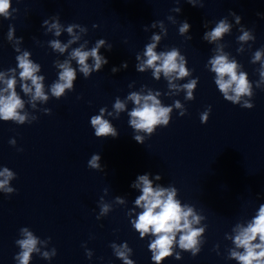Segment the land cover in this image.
<instances>
[{"label":"water","instance_id":"95a60500","mask_svg":"<svg viewBox=\"0 0 264 264\" xmlns=\"http://www.w3.org/2000/svg\"><path fill=\"white\" fill-rule=\"evenodd\" d=\"M195 2L203 6L194 7L186 0H10L9 19L0 16V71L15 68L16 55L28 51L29 59L41 66L37 75L44 76L42 83L49 99L30 102L31 93L25 95L19 89L16 70L17 92L24 102L18 111L27 118L22 125L0 121V171L7 167L14 173L5 188L16 189L14 193L0 189V264H18L14 256L22 249L16 241L25 238L21 231L25 228L37 238L40 249L31 254L29 264H123L110 245L119 247L124 242L132 249L129 258L135 264H152L149 238L140 239L129 220L140 211L134 206L139 189L130 187L137 175L159 173L161 181L149 177L153 187H176V199L182 206H194V214L201 217L192 225L199 228L264 161V77L260 75L264 70V0ZM230 11L241 17L245 28L236 23ZM56 15L63 26L60 36L41 26L43 20ZM224 17L230 24L229 32L208 44L202 39L204 32ZM185 20L191 27L180 34ZM72 23L86 27L87 34L74 28L80 39L63 54L53 52L49 42L66 44L71 36L64 29ZM94 24L97 27L93 28ZM9 25L13 28L11 40ZM248 29L254 39L241 41L239 36ZM153 35L160 37L155 42L157 54L176 47L187 60L188 76L177 79L176 73L171 74L175 87L163 73L157 80L150 68L143 73L135 70V64L146 59L144 46L154 42ZM98 39L112 45L111 51L100 50L108 64L85 79L75 60H70V66L77 70L73 90L65 89V96L57 100L50 88L61 69L53 62L70 59L69 53L84 40L88 41L84 50H88ZM257 51H261V58L254 61ZM137 53L140 61L135 60ZM217 55H226L229 62L235 60L237 75L246 74L252 95H241L236 105L225 101L214 83L215 73L208 61ZM125 61L126 69L111 72ZM88 63H92L91 58ZM197 77L192 90L195 98L186 99L188 90L183 85ZM131 92L141 96L151 92L162 107L172 109L166 127L156 126L150 137L138 133L145 136L143 144L133 139L128 125V112L135 107L127 99ZM229 95H233L231 90ZM117 98L125 104L119 116L113 107ZM245 101L254 107L242 108ZM176 102L181 106L176 107ZM208 106L211 112L202 124L201 114ZM102 107L103 118L119 133L115 139L94 135L90 118L99 115ZM44 109H50L51 114H45ZM93 154L101 156L103 171L88 167ZM116 196L124 197L125 203L117 202ZM104 204L109 211L100 215ZM180 235L176 234L177 241ZM85 249L92 253L91 259ZM180 250L174 243L173 256ZM45 252L48 259L42 255ZM173 258H165L161 264H169Z\"/></svg>","mask_w":264,"mask_h":264},{"label":"clouds","instance_id":"9594fccd","mask_svg":"<svg viewBox=\"0 0 264 264\" xmlns=\"http://www.w3.org/2000/svg\"><path fill=\"white\" fill-rule=\"evenodd\" d=\"M186 2L194 7L199 5L203 6L202 2L197 4L195 0H186ZM10 0H0V16L4 19H9ZM179 13L181 9L176 8ZM229 15L235 18L237 24L243 29L245 28L241 25V17L236 13L230 11ZM257 15H261L257 13ZM49 19L52 20L49 24ZM45 19L42 22V27L48 26V31L55 30L54 35L60 36L62 30V24L60 22L59 16L56 15L54 18ZM156 22H152L154 25ZM150 25V26H151ZM206 29L208 27L207 23L203 25ZM97 25H93V28ZM190 24L187 20L181 22L179 28L180 34H184L189 31ZM77 28L81 32L87 34V28L79 24H68L64 29L70 36L71 39L68 40L66 44H61L59 40H51L50 46L53 52L58 51L63 54L69 45L73 44L80 37L73 33V29ZM148 27H145L147 31ZM230 29V24L227 22V18H221L211 30L204 32L202 39L208 44L213 41L218 40L223 34L228 33ZM251 29L243 32V35L239 36L241 41H246L248 39H254L250 36ZM13 33V28L11 25L8 27L7 35L8 39L11 40ZM191 39V36L187 37ZM153 43H147L144 46L143 55L146 57L140 63L135 64V70L139 73H143L146 68L152 69V76L157 80L160 78V73H163L164 77L169 79V85L175 87L171 84V79L173 73H176V78L185 77L189 75V71L185 68L187 60L185 56L180 54L178 48L173 47L170 51H161L157 54L154 49L156 48L157 41L160 40L159 36H152ZM88 44L87 40H84L78 47L72 49L69 53V58L64 60L63 63L53 62L55 67L61 69L58 73V80L53 82L50 88L51 95L57 100L65 96V89L70 91L73 90V81L76 79L77 70L70 66V60H75L76 64L79 66L78 70L83 74L85 79L89 78L92 73L98 72L103 69V67L108 64L107 58L101 53V49L111 51L112 45L107 44L104 39H98L95 41L94 45L88 50L85 49V45ZM30 53L24 51L21 54L16 55V67L8 68L6 71H0V84L4 87L0 88V121L3 122H15L16 124H24L27 118V114H21L18 110L24 107V102L17 92V75L16 70L19 69L18 79L19 89L25 95L31 93V101L36 100L47 101L49 99L48 95L45 93L44 85L42 81L44 80L43 75H37L40 71V64L34 63L29 59ZM179 57V62L178 58ZM89 58H91L92 63L89 64ZM261 51H257L254 56V61L260 60ZM136 61H140V54L137 53L135 56ZM159 62V63H157ZM208 64L211 65L210 71L215 73L214 83L218 86V91L222 94L225 101L231 102L236 105L241 95H252L250 91V85L246 79V74L240 72L237 75V63L235 60L229 62L226 55H217L209 59ZM127 62H123L120 68L112 67L111 72L115 74L121 68H127ZM264 69V64L261 65ZM7 73H12V75H7ZM261 77H264V70L260 73ZM7 76V78H6ZM227 76V79L224 77ZM198 77L193 78L188 83L183 85L184 89L188 90L186 99L193 100L195 97L192 90L196 87L198 83ZM30 81V84L28 83ZM234 85V86H233ZM131 85H129L130 87ZM229 90L233 95H229ZM159 95V93H157ZM135 107L128 112L129 120L128 125L133 131V139L138 144H143L145 141V136L138 133L143 132L150 137L156 131V126L161 125L166 127L169 124V113L172 111L171 107H162L160 101L156 99L151 92L145 96H141L137 92H131L128 97ZM179 102H176V107H180ZM33 107L35 104L33 103ZM117 116L119 113L125 109V104L121 102L119 98L116 99L113 105ZM242 108L252 109L254 107L253 103L247 101L241 105ZM45 114H51L50 109H44ZM105 108L99 109V115H93L90 118V125L94 129V135L97 138H117L119 133L117 129L107 120L103 118ZM211 112V106H208L204 113L201 114L200 122L202 124L207 123L209 114ZM111 115V113H109ZM184 115V113H181ZM35 119V118H34ZM9 143H13L12 140ZM22 151V149H17ZM101 156L99 154H93L91 159L88 161V167L98 171H103V167L100 163ZM14 173L9 171L7 167H4L3 171H0V176H4L5 179L0 180V189H5L6 193H14L16 189L5 188L8 180L13 177ZM161 181L162 176L157 173L155 175L151 173H144L137 175L136 179L131 183L130 187L133 189H139V195L134 199L135 209H140L136 213L134 219H129L132 228L139 234L140 239H144L146 236L149 238L148 251L151 253L152 264H161L162 260L165 258L174 257L176 260L182 259L181 254L177 252L173 256V245L178 243L180 249L188 251L191 256L195 257L201 248L197 247L198 240L197 237L204 232V228H193L192 225L199 223L201 217L194 214V206H189L188 204L181 205L180 200L176 199L178 194V189L173 185L168 187H162L157 184L153 187V180ZM107 192V189L104 190ZM103 199V196L100 198ZM115 200L121 204L125 203V198L121 196H116ZM133 209V210H135ZM109 211V206L104 204L100 209V215H104ZM191 217V219H189ZM99 220L100 216H96ZM25 236L23 240H17L16 244L22 249L21 252L14 256V260L18 261V264H29L30 256L33 252H39L40 249L36 247L38 241L33 234L26 228L21 230ZM181 233L179 240L176 239V234ZM234 235L231 237L225 233V238L231 240V244L234 246L229 249L228 259L236 261V264H264V203H261L255 214L248 219L244 224L237 223L232 229ZM83 246V245H82ZM114 249L115 256L119 258L123 264H135V262L130 259L132 254V249L128 246L127 242H124L119 247L115 244L110 245ZM214 247L213 250L216 249ZM190 250V251H189ZM218 254V253H217ZM45 259L49 258L48 253L42 254ZM52 255H56V250L53 249ZM85 255L87 258L91 259L92 253L85 249Z\"/></svg>","mask_w":264,"mask_h":264}]
</instances>
